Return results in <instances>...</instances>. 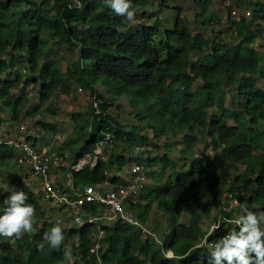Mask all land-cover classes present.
Listing matches in <instances>:
<instances>
[{"label": "trees", "instance_id": "1", "mask_svg": "<svg viewBox=\"0 0 264 264\" xmlns=\"http://www.w3.org/2000/svg\"><path fill=\"white\" fill-rule=\"evenodd\" d=\"M173 1L183 0H160L158 7L175 12L167 27L158 18L153 25H133L103 0H0V114L8 110L18 122L30 100L26 89L38 94L40 102L51 101L57 92L69 95L71 87L89 92L87 111L71 116L78 136L66 145L69 164L92 154L107 134L114 135L113 146L104 161L74 172L73 186L83 189L106 179L122 184L124 177L106 176L105 172L139 163L147 170L148 183L140 201L127 207L128 212L142 224L152 211L166 216L168 234L160 245L150 237L143 239L139 229L120 220L100 225L103 237L98 256L104 263L207 264L211 249L196 248L197 243L204 238L216 242L233 229L221 222L214 231H203L201 224L209 218L213 203L220 202L225 192H239L240 207L224 213L227 218L242 214L245 208L264 210V91L256 82L264 77V54L248 52L264 32V2L253 4L249 19L234 20L233 9H229L225 20L233 32L229 44L217 35L212 39L193 34L181 7L168 5ZM191 1L200 10L194 20L201 27L220 24V17L212 11L213 0ZM222 1L242 6L240 0ZM150 7L151 0H133L135 19L153 18L148 14ZM60 46L67 47L66 59L59 54ZM14 59L23 66L21 70H15ZM122 97L140 125L123 123L119 114L111 113ZM210 107L218 108L211 119ZM46 112L56 114L50 106ZM42 127L55 129L51 123H42ZM149 130L154 134L153 144H148L150 139L143 133ZM178 134L184 146L175 158L172 140L166 138ZM162 138L160 149L157 143ZM72 144H78V150ZM199 144L203 151L197 155ZM140 148L142 152L133 158L124 154ZM208 150L214 156L209 157ZM17 154L15 147L0 143V167ZM58 157L64 161L66 156L58 151ZM14 184L15 191H25L35 206L34 231L19 238L0 237V264L65 263L63 251L50 248L43 239L57 222L21 177ZM10 194L0 195V213ZM101 210L98 204H86L81 208L82 226H71V218L65 219V226L60 224L64 243L72 247L74 264H98L89 253L97 229L87 220L98 217ZM182 216L188 218L187 224L181 222ZM41 243L44 250L39 248ZM166 252L172 257H165Z\"/></svg>", "mask_w": 264, "mask_h": 264}, {"label": "rangeland", "instance_id": "2", "mask_svg": "<svg viewBox=\"0 0 264 264\" xmlns=\"http://www.w3.org/2000/svg\"><path fill=\"white\" fill-rule=\"evenodd\" d=\"M242 1V6L237 7V5L230 4L228 1H222V0H213L212 5V11L217 13L220 17V24L213 22L209 26L201 27L200 22H196L194 20V16L197 12H199V9H196L193 5L191 0H183V1H173L171 3H168L169 6H179L183 10L182 15L186 17L190 23H191V30L193 34L199 35L202 34L203 36L207 38H214V35L218 36L224 42L231 43V38L233 37V33L231 28H228V26L225 24L226 15L227 13L232 10L236 9L239 13H246L253 10V4L256 2H264V0H240ZM159 5L160 0H151V7L148 9V14L154 15V17H145L142 18V16H139L137 19L134 20L133 25L135 23L140 22L143 25H153L155 18H158L163 25L170 27L175 19V12L169 8H163L161 11H159ZM229 7V8H228ZM236 7V8H235ZM230 9V10H229ZM231 12V11H230ZM140 15V14H139ZM250 18V17H249ZM248 18V19H249ZM239 42V40L237 41ZM236 42V43H237ZM55 48V46H53ZM59 54L62 55L63 58H67L68 51L66 46H60L58 47ZM251 55L256 56L257 54H264V32L262 35V38H259L255 41V44L251 45L248 51ZM59 55V56H60ZM7 60H10V56L5 57ZM15 64V70H21L23 67L20 63L16 62V59L13 60ZM66 64L65 62L61 63V70L65 71ZM257 82V88L264 91V77L263 78H256ZM31 88V87H30ZM104 89L101 88V91ZM228 93H233L234 90L232 89H226ZM25 92V91H24ZM26 92L29 94V102L26 105L23 114L20 116V119L18 122L12 120L10 118V111L4 110L0 114V134L4 132H9V134L17 139H28L29 142H33L34 139H36V146L40 148H46L47 150L51 151H63L65 156L64 161H61V171H60V177L59 179L62 180L64 183L69 180V178H66L65 176V170L67 169V166L69 165V151L68 147L66 146L69 141H72L76 139L78 134H74L75 128L74 124L71 120V116L73 113H85L87 109L89 108V101H90V95L89 92L85 91L84 89L77 88V87H71L69 95L61 94L60 92H57V96L51 99V101L47 102H40L38 98V94H35L34 91H28L26 89ZM27 93V94H28ZM20 93H14V95H18ZM22 94V92H21ZM180 95V94H179ZM230 95V94H228ZM229 99V98H228ZM227 99V102H228ZM182 96H179V101L181 102ZM1 103V101H0ZM116 104H118V107L112 108L111 113L113 114H119V117L122 119L123 123L127 124H138L134 117H132L129 113L132 111L131 106L127 103L125 100V97H122L116 101ZM51 107L55 111V115L52 116L50 113L46 112V107ZM218 108L216 107H210L209 108V119L212 118L215 114H217ZM42 123H51L55 126V129L53 131H47L42 127ZM145 124V123H144ZM229 125L232 124V122H228ZM140 125V124H138ZM203 130H200L199 133H201ZM145 133L148 138L150 139L148 144H151L154 140V134L151 130L143 132ZM196 134L197 137H200V135ZM178 137L169 136L166 138L167 140H172V143L174 145L172 154L174 157H178L180 149L184 146L183 144V136L181 134L177 135ZM165 138H162L160 142L157 144L160 146V149H163V145ZM156 144V142H154ZM153 144V143H152ZM73 150H78V144H72ZM113 146V145H112ZM153 151H155L154 148H152ZM18 151V149H17ZM203 151V145H197L195 147V152L197 155L201 154ZM139 152H142V148L139 150H135L130 152H124L126 156H131L132 158L138 154ZM107 153V152H106ZM105 153V154H106ZM130 154V155H129ZM206 154L209 155V157L214 156V153L211 151H206ZM19 155V151L17 156ZM17 158V157H16ZM130 169V165L123 167L121 171L116 172L115 170L108 171L109 175H114L117 173L119 176L126 177L128 174V171ZM21 177L24 182L28 185V187L35 193L38 194L39 191V184L38 182L29 176H27L23 171H20L17 168L16 165V159L11 161L9 164L4 165L3 167H0V195L3 192H9L3 189L2 185L5 183H8L9 188L15 190V184L14 181ZM70 181V180H69ZM62 182L59 183L61 186ZM62 187V186H61ZM222 201V200H221ZM220 201V202H221ZM219 202V203H220ZM40 205L43 207L44 210L47 211V215L51 217L53 220L57 222V224H62V226H65V219H68L69 216L66 215L68 213L62 211L61 213H58V209H53L51 206L47 203H44L39 200ZM213 203L212 204V210L210 213L209 218H206L203 220V223L201 224V228L204 232L209 233L210 232V226L217 223V219L220 215V210L222 209V203ZM237 210V208H235ZM236 212V211H235ZM237 214V213H235ZM70 225L73 227H79L78 224H75L70 220ZM112 222V221H111ZM181 222L187 224L188 218L185 216H182ZM110 223V222H109ZM150 231H153L155 236L159 241H163L164 234H168V225L166 224V216L158 213L157 211H152L150 214V217L148 219V222L145 224ZM169 254L172 256L171 252ZM170 256V257H171ZM75 261H73V258L69 259L67 258L65 263L63 264H74Z\"/></svg>", "mask_w": 264, "mask_h": 264}, {"label": "built area", "instance_id": "3", "mask_svg": "<svg viewBox=\"0 0 264 264\" xmlns=\"http://www.w3.org/2000/svg\"><path fill=\"white\" fill-rule=\"evenodd\" d=\"M230 15L234 20L238 21L241 18H249L251 13H239L236 9H233ZM93 106L96 108L95 103ZM113 140L114 135H105L104 139L96 144L92 154L86 153L75 164H69L65 170V176L70 181L67 180L64 183L59 179L61 160L58 157V152L37 147L36 140L33 143L27 139L14 138L10 134H0V143H5L18 149L19 155L16 158L17 168L38 182L40 201L49 204L53 209H62V211L68 213L66 215L71 218L72 222L78 224L79 227L83 224L81 208L84 205L98 204L101 206L102 210L98 217L88 218L87 220L89 223L96 225L97 232L93 234L89 253L96 256L98 264H112L104 263L98 256L103 237L100 225H106L109 222L113 223L120 220L139 229L143 239L150 237L158 245L161 244L154 233L127 210L128 206L136 205L140 201V196L144 191L147 176L142 165L133 164L130 166L127 176L124 177L125 181L122 184H111L106 179L100 184L86 186L83 189L73 186V173L80 171L86 165L93 168L99 160L104 161L106 158L105 153L112 147ZM105 175L108 176L109 173L105 172ZM61 182L62 187L59 185ZM235 206H237V200L231 194H228L222 206L223 214L219 215L216 224L210 226V232L217 229L221 222L230 224L233 228L232 230L238 229V226L234 223V220L238 217L227 218L224 214L230 213ZM211 244H214V242H209L204 238L197 243L196 248H210L209 245ZM164 255L165 257L171 256L169 252L164 253Z\"/></svg>", "mask_w": 264, "mask_h": 264}, {"label": "clouds", "instance_id": "4", "mask_svg": "<svg viewBox=\"0 0 264 264\" xmlns=\"http://www.w3.org/2000/svg\"><path fill=\"white\" fill-rule=\"evenodd\" d=\"M103 3L117 16L124 18L126 21L134 22L133 0H103ZM145 171L147 176V170L145 169ZM2 187L11 194L3 201L4 207L2 213H0V237L15 236L19 238L25 233L34 231L33 222L36 209L29 202V195L22 190L10 189L8 183L3 184ZM228 194H231L237 200V206L234 209L240 207L237 198L242 197V194L239 192H225L222 201L217 203H222L223 206ZM234 217H238L234 220L238 229L229 231L214 244L209 245L211 251L207 264H264V210L252 211L245 208L242 214ZM43 239L50 248L56 251L62 250L63 255L71 259L73 255L72 247L64 243L65 233L59 224L46 232ZM39 248L44 250V244L41 243Z\"/></svg>", "mask_w": 264, "mask_h": 264}, {"label": "crops", "instance_id": "5", "mask_svg": "<svg viewBox=\"0 0 264 264\" xmlns=\"http://www.w3.org/2000/svg\"><path fill=\"white\" fill-rule=\"evenodd\" d=\"M108 224H111V223H107V225H108Z\"/></svg>", "mask_w": 264, "mask_h": 264}]
</instances>
